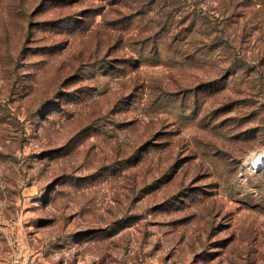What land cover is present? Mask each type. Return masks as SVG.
<instances>
[{"label": "rangeland", "instance_id": "374dc122", "mask_svg": "<svg viewBox=\"0 0 264 264\" xmlns=\"http://www.w3.org/2000/svg\"><path fill=\"white\" fill-rule=\"evenodd\" d=\"M223 2L0 0V264H264V11Z\"/></svg>", "mask_w": 264, "mask_h": 264}, {"label": "trees", "instance_id": "16d2710c", "mask_svg": "<svg viewBox=\"0 0 264 264\" xmlns=\"http://www.w3.org/2000/svg\"><path fill=\"white\" fill-rule=\"evenodd\" d=\"M248 4L250 5H254L256 7H258L259 11H264V0H224L223 5L226 8V11L228 14H230V16H233L234 13L240 9V7H244ZM248 6V5H247ZM180 9V7L178 8V10ZM177 10V11H178ZM181 10H179L178 12H180ZM192 16L189 24L187 26H185L184 28H190L193 26L194 24V19L196 20L197 15L195 14V12H191L190 14ZM194 21V22H193Z\"/></svg>", "mask_w": 264, "mask_h": 264}, {"label": "bare ground", "instance_id": "6f19581e", "mask_svg": "<svg viewBox=\"0 0 264 264\" xmlns=\"http://www.w3.org/2000/svg\"><path fill=\"white\" fill-rule=\"evenodd\" d=\"M262 164H264V152L256 155V156H251L250 158H247L243 166L244 168H252V169H258Z\"/></svg>", "mask_w": 264, "mask_h": 264}]
</instances>
